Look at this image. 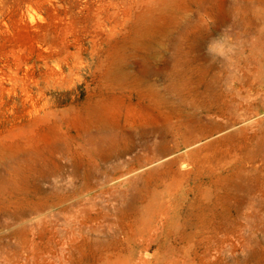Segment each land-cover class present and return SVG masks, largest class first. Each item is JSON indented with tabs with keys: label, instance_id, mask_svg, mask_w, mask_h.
I'll use <instances>...</instances> for the list:
<instances>
[{
	"label": "rangeland",
	"instance_id": "obj_1",
	"mask_svg": "<svg viewBox=\"0 0 264 264\" xmlns=\"http://www.w3.org/2000/svg\"><path fill=\"white\" fill-rule=\"evenodd\" d=\"M0 264H264V0H0Z\"/></svg>",
	"mask_w": 264,
	"mask_h": 264
}]
</instances>
